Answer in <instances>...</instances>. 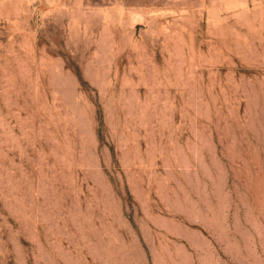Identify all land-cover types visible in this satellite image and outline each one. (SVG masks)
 Here are the masks:
<instances>
[{"label":"rangeland","instance_id":"obj_1","mask_svg":"<svg viewBox=\"0 0 264 264\" xmlns=\"http://www.w3.org/2000/svg\"><path fill=\"white\" fill-rule=\"evenodd\" d=\"M0 264H264V0H0Z\"/></svg>","mask_w":264,"mask_h":264}]
</instances>
